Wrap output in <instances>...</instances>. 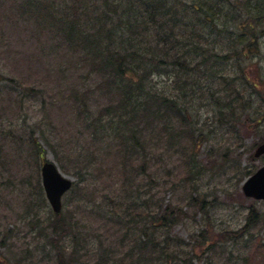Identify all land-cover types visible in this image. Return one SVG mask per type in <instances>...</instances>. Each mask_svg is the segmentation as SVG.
<instances>
[{
  "label": "rangeland",
  "instance_id": "rangeland-1",
  "mask_svg": "<svg viewBox=\"0 0 264 264\" xmlns=\"http://www.w3.org/2000/svg\"><path fill=\"white\" fill-rule=\"evenodd\" d=\"M198 1L201 16L207 11L211 17L206 26L214 30L193 28V36L206 45L211 60L223 63V77L208 80L207 94L204 61L187 63L194 84L181 82L178 88L173 73L162 69L144 78L149 92L144 94L176 98L181 116L198 136L202 168L196 176L182 166L187 138L174 139L167 149V136L148 127L137 136L143 150L126 151L129 143L133 149L130 130L125 131L126 143L118 145L112 132L119 126L108 124L118 118L106 110L118 106L120 90L88 64H79V50L56 40L36 11L22 14L21 0H0V264H95L99 244L107 246V239L119 242L127 219L107 217L108 208L129 191L138 200H149L139 208V226L150 221L148 213H173L177 220L169 233L182 244L169 249H176L179 258H192L194 264H264V202L246 198L241 191L248 173L264 164L262 158H253L255 145L264 139V0ZM177 5L183 10L179 16L190 15L187 5ZM94 9L92 18L101 11L115 22L120 14L113 17L97 4ZM247 20L253 23L249 31L240 28ZM236 60H242L241 72ZM226 75L232 86L242 78L240 101H251L244 117L232 123L219 120L210 98L223 89ZM93 120H101L97 134ZM45 160L73 182L58 215L42 188ZM200 205L206 209L199 210ZM251 210L256 222L243 231ZM60 216L66 224L63 231L50 227L52 218ZM146 225L160 239V232ZM200 231L213 243L209 251L197 247ZM224 232L231 233L228 239L222 237ZM131 246L129 241L113 255L127 254Z\"/></svg>",
  "mask_w": 264,
  "mask_h": 264
},
{
  "label": "trees",
  "instance_id": "trees-1",
  "mask_svg": "<svg viewBox=\"0 0 264 264\" xmlns=\"http://www.w3.org/2000/svg\"><path fill=\"white\" fill-rule=\"evenodd\" d=\"M21 1L23 2L22 14L36 11L42 17L43 26L53 33L56 40L63 42L71 50H79L80 58L77 59L79 64H88L91 70L104 78L107 84L112 83L116 86L117 91L120 90L118 106L112 110H106L108 114H115L118 118V120H108V124L116 123L119 126L112 132L118 145L123 146L126 143L125 131L130 130L133 149L128 142L126 151L143 150V145L138 143L137 136L141 135L140 129L148 127H154L159 136L164 139L167 136V139L163 141L167 149H169L168 144L170 145L174 139L187 138L189 143L182 148V154L185 157L182 166L187 167L190 172L196 171V176L199 174L202 166L197 160V151L201 142L198 136H194L193 130L181 116V108L177 99L160 96L154 92H151V95L144 94V92L149 93L146 92L147 86L144 78L157 74L160 69L164 73H173L174 84L178 88L181 82H190L192 75L191 68L187 64L189 61L191 63L204 61L201 65L206 68V94L208 80L213 77L221 79L223 63L211 60L210 58L214 57L211 56L212 53L204 52L206 45H203L199 38L193 36V28L201 31L206 26V20L209 22L211 19L207 11H204L201 16V4L198 0H89V3L83 0L69 2L68 0ZM178 2L188 6L189 16H179V12L183 10L177 5ZM95 4L103 7L105 12L106 10L112 12L113 17L118 14L117 12H120L117 15L118 19L113 22L112 19L103 17L104 13L101 11L96 18H92L91 15L96 11ZM193 17L196 21L195 27ZM81 21H84L85 24L81 25ZM250 27H253V23H249L248 20L245 24L240 25V28L245 30ZM184 29L188 30L191 35L184 34ZM206 30H210L209 33H211L214 29L211 26H206ZM79 47L82 49L80 50ZM249 52L252 54L253 46ZM238 54L240 53H236V55ZM238 59L240 58L238 57ZM241 61H234L235 67L240 72ZM227 75L231 76L228 73ZM227 75L223 79L225 83L223 89L218 90L215 96L210 94V98L213 105L218 107L219 120L232 123L236 119L244 117L245 109L251 105V101H240L242 100V78L234 82L233 86L240 90L237 92L235 88H232L231 79ZM237 81L238 83H236ZM244 84L246 85V82ZM221 93L222 96L219 97ZM177 97L185 99L184 96ZM171 118L172 122L170 123L169 119ZM140 120L145 122L140 123ZM100 121L93 120L91 122L95 127V134L98 133ZM256 130L257 127H254V132ZM193 137L194 139H192ZM263 140L261 139L255 147ZM133 193L135 192L129 191L127 194H123L120 202L109 206L107 217L114 215L117 219H127V222L121 228V237L117 244L114 239H111L112 241L107 239L106 242H109L107 246L99 244L95 264H123L125 260H131L132 264L139 262L145 264H194L192 258H189L187 262L185 258L178 257L176 249H169L172 244L175 248L182 244V240H178L177 237L171 236L169 233L171 226L177 220L173 213H165L168 211L166 209L159 216H152L154 213H148L146 216L150 221L139 226V208L148 204L149 200L147 197L142 201L138 200V196ZM205 209L206 207L199 206V210L204 211ZM132 216L133 218H131ZM255 222V211L251 210L247 215V224L242 230L246 231V228ZM148 223L160 232V239H156L157 234L150 232L146 225ZM64 226L66 224H64L63 217L52 218L50 227L63 231ZM230 234L224 232L222 237L228 239ZM80 239L79 236L76 241L77 245H80ZM197 240L199 243L197 247L203 246L207 251L213 245V243H209L211 242L209 236L203 231L197 234ZM129 241L132 246L127 254L123 253L119 257L113 255L117 247H122ZM190 251L192 255H197L195 250ZM202 253L203 250L199 255ZM199 255L192 257L198 259ZM59 261L62 262V259Z\"/></svg>",
  "mask_w": 264,
  "mask_h": 264
},
{
  "label": "water",
  "instance_id": "water-1",
  "mask_svg": "<svg viewBox=\"0 0 264 264\" xmlns=\"http://www.w3.org/2000/svg\"><path fill=\"white\" fill-rule=\"evenodd\" d=\"M261 155H264V142L256 148L254 157ZM41 181L49 205L59 213L61 197L71 188V180L62 176L53 163L45 161L41 166ZM241 190L247 198L264 201V165L243 182Z\"/></svg>",
  "mask_w": 264,
  "mask_h": 264
}]
</instances>
